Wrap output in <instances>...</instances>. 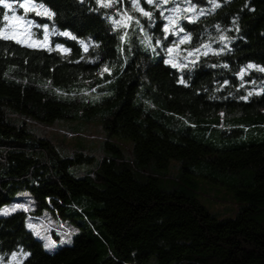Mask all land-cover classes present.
Instances as JSON below:
<instances>
[{
  "label": "trees",
  "instance_id": "1",
  "mask_svg": "<svg viewBox=\"0 0 264 264\" xmlns=\"http://www.w3.org/2000/svg\"><path fill=\"white\" fill-rule=\"evenodd\" d=\"M32 2L57 13L31 14L38 26L77 39L54 34L44 47L0 39V210L26 192L37 213L77 232L49 251L23 211L0 215V264H264V94H257L264 72L238 75L249 63L264 66V0H218L215 11L208 0H191L205 14L183 20L184 31L210 48L179 70L165 63L157 41H166V21L146 0L140 4L151 18L131 0L112 8L95 0ZM177 3L184 0L162 7ZM125 11L143 31L135 20L114 30L107 17L120 20ZM145 34L152 47L142 43ZM80 40L100 46L85 52ZM105 66L111 71L101 75ZM57 121L99 124L101 155H62L30 128ZM81 165H89L84 174L74 171ZM203 181L231 193L233 216L200 201Z\"/></svg>",
  "mask_w": 264,
  "mask_h": 264
},
{
  "label": "rangeland",
  "instance_id": "2",
  "mask_svg": "<svg viewBox=\"0 0 264 264\" xmlns=\"http://www.w3.org/2000/svg\"><path fill=\"white\" fill-rule=\"evenodd\" d=\"M13 5V9L5 8L3 5H0V28L5 27V22L3 20L4 15H19L24 18L25 24L27 21H32L33 24L25 27L21 25L16 31H18V38L23 40L26 45L29 44H39L44 45V28L43 25H37L33 18L30 16L31 14H36L35 12L26 13L23 9L19 8V3L23 2V0L18 2H9ZM34 3V2H33ZM35 4V3H34ZM37 5V4H36ZM38 6V5H37ZM175 6L166 7L165 9H171ZM190 7V5L183 4L182 8ZM200 8H197L199 10ZM138 12V11H137ZM139 13V12H138ZM171 13L166 11V15H170ZM191 13H186V16H191ZM111 17H115L114 15H110ZM116 19V18H115ZM186 18H181L179 20V28H176L174 31H170L168 33L164 32V36L166 37L165 42H160V46L162 47L165 61L171 58L173 63L177 64H187L188 67L193 65V61L198 62L202 57H205L204 52H209V49L202 48L201 40H193L190 36V40L181 43L182 39H185V31L183 28V20ZM116 20H119L118 18ZM166 21V20H165ZM167 21L165 22V24ZM187 23V22H186ZM48 25V24H47ZM38 28V31L37 29ZM182 28L183 32L179 29ZM49 30V41H52L51 38L55 34L53 28L48 26ZM58 31V30H56ZM221 35H225L222 29L217 30ZM62 36V35H58ZM37 39H34V38ZM159 37H161L159 35ZM197 39H202V35L199 37H195ZM193 40V41H192ZM221 40V39H220ZM226 45L228 40L221 41ZM46 46V45H44ZM43 46V47H44ZM169 48H173V52L170 54L168 52ZM200 48L199 53H190L193 52L194 49ZM194 63V64H195ZM171 65V64H170ZM172 66V65H171ZM176 69H182L177 68ZM104 69V68H103ZM102 69V71H103ZM241 71V70H240ZM239 71V73H240ZM109 73V72H107ZM98 91L94 93H90L92 96H97ZM31 130L35 132L37 135L44 136L48 138L55 147L60 151L62 155L71 156L75 153H82L84 156H91V159L98 158L101 155V142L104 139V132L102 128L97 123H82V122H65V121H57L51 125H43L37 123H30ZM121 146L125 148V150H129L130 144L125 141H120ZM89 168V165H81L75 168V172L78 174H84L86 170ZM198 196L200 201L213 213L220 217H228L233 216L236 211L235 201L228 191L223 189L221 186L213 185L208 181H203L199 185ZM16 204H24L28 206V211H24L23 209H18L17 211H23L26 214V226L33 235L39 238L43 244L49 243L51 241H55L56 246L53 248H57L61 245L70 244L73 236L76 234V228L69 222L65 220H61L58 217L54 216L51 213L43 211L41 213H37L36 207L33 203V200L30 195L26 192L17 193L10 202V204L4 206L11 208ZM1 209V210H2ZM29 224L36 226V229H30L28 227ZM35 231H40L42 233L41 236H37ZM65 241L61 243V241ZM70 240V242H69ZM52 249V250H53ZM17 256L15 257V259ZM12 262L13 255L10 258Z\"/></svg>",
  "mask_w": 264,
  "mask_h": 264
},
{
  "label": "snow or ice",
  "instance_id": "3",
  "mask_svg": "<svg viewBox=\"0 0 264 264\" xmlns=\"http://www.w3.org/2000/svg\"><path fill=\"white\" fill-rule=\"evenodd\" d=\"M117 2V0H95V3L97 5H99L100 8H112L114 6V4ZM169 2V0H159V2H157V0H146V3L148 4H152L155 8L160 9L161 12L160 14L162 16H164V19L167 21V23L164 26V31L165 33H168L170 31H174L176 28H179V20L181 18H186L189 19L190 22H195L196 20L199 19V16L204 15L205 14V9L200 8L199 10H197L196 6L194 4L191 3V0H184V3L187 5H190V7L187 8H182L180 6L179 3L176 4L175 7L171 8V9H164L162 6L164 4H167ZM208 2L212 5V11H215V9L219 8L221 5L218 2V0H208ZM133 9L138 11L141 15L145 16V17H152V13L149 11H146L144 9V7L141 6L140 4V0H131ZM0 5H3L5 8L8 9H13V5L11 3H8L7 0H0ZM19 8L23 9L26 13H32L35 12L38 16H44V17H48L49 19H54L55 16L57 15V13L55 11H53L51 8L47 7L44 4H40V5H36L32 2V0H23V2L19 3ZM95 11H98L99 9H94ZM168 11L171 14L170 15H164V12ZM186 13H191V16H186ZM120 14V13H118ZM121 15V19L120 20H116L115 17H107V19L111 20L112 24H113V28L118 29L121 26L123 27H128L133 20H135V23L137 25H140V21L138 19H135L134 17L127 15V12L125 11V13L120 14ZM3 20L5 22V27L0 28V39H4V40H15L17 43H23V40L18 38V31H16V29H18L21 25H24L25 27L32 25L33 22L32 21H27V23L25 24L24 18H22L19 15H13V16H9V15H4ZM141 30L143 31V26L140 25ZM217 29L220 28V25L217 24L216 25ZM44 28V45L48 44V39H49V30H48V25L44 24L43 25ZM181 32H183V29L180 28L179 29ZM239 29H237L238 31ZM57 35H62L64 37H68L71 38L72 40H76L77 37L74 36L72 34L71 31H64V32H59L56 31ZM127 39V33H125L123 36L120 37V40L122 42H125ZM150 37L147 36V34H145V39L142 41V43H145L147 47H152L151 43H150ZM221 41H225L228 40L229 38L225 35H221L220 37ZM190 40V36L185 33V39L181 40V43H185L187 41ZM80 45L83 47L84 51L87 52L89 47H99V44H96L95 42H92V44L90 45L89 43H86L84 40H80L79 41ZM160 41H157V44H159ZM44 45H39V44H29V46L31 47H37V46H44ZM202 48H210V45H202ZM56 49L59 51H62L64 53H69L71 50L68 48H65L63 45L61 44H57L56 45ZM173 48H169L168 52L171 54L173 52ZM225 49L221 48L219 50V52H215L214 54H219L220 52H223ZM121 51H123V48H121ZM153 51H155V49L153 48ZM200 52V48L194 49L192 53H190V55H192L193 53H199ZM204 55H207V52L203 53ZM165 63L171 64L173 67H177V68H186L189 65L187 64H177V63H173V60L171 58H169L168 60L165 61ZM193 64L195 63V61L192 62ZM224 67H228V65H224ZM250 69H256L260 72H264V66H259L253 63H249L245 68H242L240 73H238V75L243 78V76L247 73L248 70ZM110 69L105 66L103 71L101 72V75H103L104 72H109L110 73ZM181 84H186L187 82L184 80L183 76L181 77V79L178 81ZM225 84L228 83V81L224 82ZM255 83V82H253ZM241 87H243V85H241ZM93 91H95L93 89ZM253 93H249V96H251ZM257 94H264V90H261V92L257 93ZM98 98V97H97ZM248 97H241V99H247ZM221 115H223V113H221ZM18 209H23L24 211H28V206L24 205V204H16L13 205L11 208L5 207L4 209L0 210V215H10L13 212H16ZM28 227L30 229L35 230L36 226L29 224ZM35 234L37 236H41L42 233L40 231H35ZM65 241H61V243H64ZM70 242V240H69ZM56 246L55 241H51L49 243H46L44 245L46 250H52L54 247ZM20 255L24 256V257H28L31 255V253H27V252H21L19 253ZM13 259H15V257L17 256V253H13Z\"/></svg>",
  "mask_w": 264,
  "mask_h": 264
}]
</instances>
